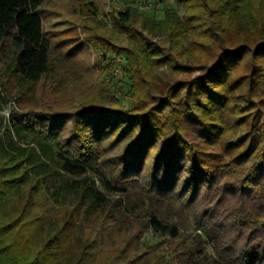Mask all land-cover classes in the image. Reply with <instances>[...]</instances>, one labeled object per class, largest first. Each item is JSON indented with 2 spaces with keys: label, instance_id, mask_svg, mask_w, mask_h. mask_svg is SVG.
I'll list each match as a JSON object with an SVG mask.
<instances>
[{
  "label": "trees",
  "instance_id": "16d2710c",
  "mask_svg": "<svg viewBox=\"0 0 264 264\" xmlns=\"http://www.w3.org/2000/svg\"><path fill=\"white\" fill-rule=\"evenodd\" d=\"M44 1L0 0V109L53 73L68 80L94 72L96 51H118L103 24L84 25L83 41L57 58L55 70ZM134 2L110 23L132 26ZM177 3L181 15L169 4L163 18L144 11L137 41L118 51L135 111L95 104L0 112V264H264V0ZM96 8L83 0L82 17H96ZM82 42L90 47L85 57ZM152 101L156 111L147 109ZM69 116L90 133L85 142L75 136L74 151L59 136ZM123 123L134 135L119 174L107 176L93 140ZM22 125L33 134L29 146L15 137ZM90 170L100 173L99 185ZM132 190L144 195L142 212L128 201ZM185 210L191 231L178 223ZM148 228L158 242L144 247Z\"/></svg>",
  "mask_w": 264,
  "mask_h": 264
},
{
  "label": "rangeland",
  "instance_id": "374dc122",
  "mask_svg": "<svg viewBox=\"0 0 264 264\" xmlns=\"http://www.w3.org/2000/svg\"><path fill=\"white\" fill-rule=\"evenodd\" d=\"M82 1L83 0H45L40 7L43 17V29L51 38V63L55 70L58 69L57 58L65 56L67 51H75V47L79 41H83L84 34L87 33L84 25H93L94 23L97 25L103 24L104 27L110 30V32L107 33L109 47L118 49V51L130 47L132 42L137 41L136 31L141 29V24L146 16V12L138 11L136 10L135 4H130L135 12L132 26L122 27L117 22L111 24L110 17H113L114 13L117 11L125 9L129 4L128 0L120 2L114 0H86L92 1L94 5L97 6L96 9L99 10V15L94 18L91 15H88V18L82 17L83 15L80 10L82 9ZM170 7L179 15L183 12V8L182 6H178L177 0L170 4ZM164 10L160 9L153 13L156 14L158 18H163ZM81 44L82 48L78 46L81 49V52L79 53L85 57V53H87L86 51H90V47H86L84 42ZM103 48L105 49L107 46L104 45ZM118 51L106 50L94 52L90 58L94 72H87L84 75L80 70L77 71V74L74 77H70L68 80L61 77V74L55 75L54 73L50 77H45L43 80H40L37 85L32 86L27 90H22L21 95H18L19 100L11 97L6 101L1 102L0 112L5 115V118H9L10 114L15 111L27 112L28 110L29 112L33 110L40 111L42 109L46 111L63 110L74 112L84 105L95 104H101L103 107L109 108L117 107V109H119L120 112H123V114L135 111L138 102L130 95L131 79L128 78L127 75V77H124V80L120 83L114 81V77H112L116 57L118 54H123L120 53L122 51ZM76 55L80 56L79 54ZM108 55H112L114 59H108ZM70 60L74 61L72 57H70ZM163 68L165 67L159 66L156 70L162 72ZM194 74H196V72ZM192 75L193 74L189 76L180 74L179 76L182 78H191ZM52 76H55V78L51 79ZM15 93L18 94L19 92L17 91ZM155 105L156 102L152 101L146 106L150 111H156ZM165 112L166 109L164 110V113ZM164 113L158 114L157 116L159 119V126L166 121ZM152 114L154 116L157 115L154 112ZM69 117V120H67L62 127L59 136L61 137L60 140L62 144L74 151L72 148L78 141L75 140V136L81 137L83 135L82 138H85V142L86 140H89L86 135L90 133L79 127L76 128L74 117ZM123 124L119 126L113 134L112 130L109 132L111 135L106 134L103 137L98 138V140H93V144L97 146L100 151L102 150L101 157L104 158H101V161L99 160V162L102 163L101 167L106 171L107 176H115L119 174L121 169L120 156L130 141L129 137L134 135L131 131L125 132L123 128L126 124ZM188 128L189 129L186 130V133H190V129H193L191 126ZM18 132L19 136L17 134L15 137L22 145L29 146V144L34 142L32 137L33 134L23 125L19 126ZM45 142L50 145L54 152L58 151L57 149L59 146H57L54 141L50 139L45 140ZM156 145L157 144L152 147L153 150L158 148ZM38 149V151H41V153L44 154L40 146H38ZM98 168L101 169L100 167ZM90 171L92 172L91 176L94 178L95 184L99 185L100 173L95 170ZM16 194L19 195L20 191H16ZM128 201L130 204L132 203L136 212H142L146 206L144 195L137 190H132L129 193ZM129 205L126 210H128V212H134ZM174 207L177 208L176 205ZM178 223L182 231H191L195 226L193 216L188 210H185L182 213ZM126 239L129 238L127 237ZM139 241L144 247H148L158 242V238L148 228L141 232ZM211 246L210 242L204 244L207 255L212 254Z\"/></svg>",
  "mask_w": 264,
  "mask_h": 264
},
{
  "label": "built area",
  "instance_id": "2783aa9c",
  "mask_svg": "<svg viewBox=\"0 0 264 264\" xmlns=\"http://www.w3.org/2000/svg\"><path fill=\"white\" fill-rule=\"evenodd\" d=\"M116 2L120 1H127V0H114ZM129 1V0H128ZM175 0H135L134 4L136 5V8L138 11L144 12V11H151V10H158L163 8L165 4H172ZM107 58H112V55H108ZM108 63V62H107ZM125 63V56L124 54H118L115 60V66L113 70L112 77L114 81L116 82H122L124 80V77H127V72L125 71L123 64Z\"/></svg>",
  "mask_w": 264,
  "mask_h": 264
}]
</instances>
